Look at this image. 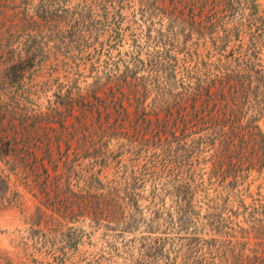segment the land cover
Returning <instances> with one entry per match:
<instances>
[{
    "label": "trees",
    "instance_id": "obj_1",
    "mask_svg": "<svg viewBox=\"0 0 264 264\" xmlns=\"http://www.w3.org/2000/svg\"><path fill=\"white\" fill-rule=\"evenodd\" d=\"M107 1L103 9L93 0L11 4L25 18L32 9L31 21L45 26L58 20L60 4L73 3V27L94 34L96 20L107 30L122 17L125 0ZM127 1L139 6L135 14L157 20L155 49L145 59L137 50L96 66L89 95H107L106 120L79 122L73 131L85 126L86 143L107 149L104 160L111 143L117 156L133 157L132 176L115 185L89 180L83 194L58 193L52 213L59 226L81 217L100 224L116 211L122 233L144 227L133 264H234L231 211L244 204L240 180L249 166L264 168V13L257 0ZM9 8L0 5L2 17ZM79 107L84 118L96 113ZM62 179L56 176L53 188L60 190ZM48 210L40 201L38 225ZM57 235L68 242L69 235ZM69 242L78 248L75 237Z\"/></svg>",
    "mask_w": 264,
    "mask_h": 264
},
{
    "label": "rangeland",
    "instance_id": "obj_2",
    "mask_svg": "<svg viewBox=\"0 0 264 264\" xmlns=\"http://www.w3.org/2000/svg\"><path fill=\"white\" fill-rule=\"evenodd\" d=\"M11 1L0 0L1 6L10 5L8 18L0 14V264H133L140 239L147 236L144 227L122 233L116 211L104 213L100 224L81 217L59 226L52 207L57 195L85 193L89 180L115 185L132 176L133 157L117 156L111 143L104 160L107 149L86 143L91 135L85 126L77 135L73 126L105 122L107 95H89L93 70L120 53L138 50L145 59L155 49L159 24L135 14L139 6L125 0L122 17L107 30L96 20L90 34L73 27L68 12L73 3L56 6L58 20L44 26L31 21L32 9L25 18ZM257 1L264 13V0ZM93 2L103 9L108 1ZM81 104L96 113L84 118ZM61 174L58 190L52 183ZM240 182L244 204L231 211L230 235L238 254L234 264H264V168L249 166ZM40 201L49 210L38 225ZM60 230L69 235L64 238L68 242L57 235ZM71 237L78 248H72Z\"/></svg>",
    "mask_w": 264,
    "mask_h": 264
}]
</instances>
